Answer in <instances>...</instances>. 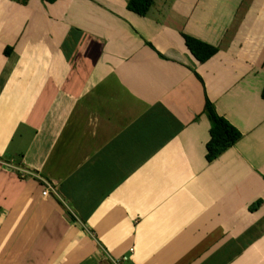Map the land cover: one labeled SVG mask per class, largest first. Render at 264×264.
<instances>
[{
    "label": "crops",
    "instance_id": "1",
    "mask_svg": "<svg viewBox=\"0 0 264 264\" xmlns=\"http://www.w3.org/2000/svg\"><path fill=\"white\" fill-rule=\"evenodd\" d=\"M128 1L0 0V264H264V0Z\"/></svg>",
    "mask_w": 264,
    "mask_h": 264
},
{
    "label": "trees",
    "instance_id": "2",
    "mask_svg": "<svg viewBox=\"0 0 264 264\" xmlns=\"http://www.w3.org/2000/svg\"><path fill=\"white\" fill-rule=\"evenodd\" d=\"M22 3H27L28 0H18ZM46 2L53 3L56 0H44ZM155 0H129L127 3L128 9L133 12L146 16ZM186 45L200 62H206L210 60L219 50L217 46L205 42L190 34L184 33ZM12 47L6 49V53L9 54ZM205 112L211 122L210 127V139L207 143V159L208 161H214L223 155L230 147L242 137L240 130L233 125L226 117L220 115L214 104L209 98H206Z\"/></svg>",
    "mask_w": 264,
    "mask_h": 264
},
{
    "label": "built area",
    "instance_id": "3",
    "mask_svg": "<svg viewBox=\"0 0 264 264\" xmlns=\"http://www.w3.org/2000/svg\"><path fill=\"white\" fill-rule=\"evenodd\" d=\"M0 163L8 168L14 169L16 172H18L20 176L24 178H37V177L40 178L46 184V187L43 190L44 195H49L51 191L56 192V190L52 187L51 183L45 180L44 178L40 177L38 173H36L34 170L24 167L13 161H7V160L0 159ZM131 250L134 251V248H132ZM127 259H128L127 256H123L120 258H114V257L110 258L112 264H124V262Z\"/></svg>",
    "mask_w": 264,
    "mask_h": 264
},
{
    "label": "rangeland",
    "instance_id": "4",
    "mask_svg": "<svg viewBox=\"0 0 264 264\" xmlns=\"http://www.w3.org/2000/svg\"><path fill=\"white\" fill-rule=\"evenodd\" d=\"M209 123L211 124L210 120H209Z\"/></svg>",
    "mask_w": 264,
    "mask_h": 264
}]
</instances>
